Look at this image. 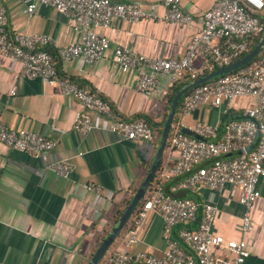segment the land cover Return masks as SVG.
<instances>
[{"label":"crops","instance_id":"1","mask_svg":"<svg viewBox=\"0 0 264 264\" xmlns=\"http://www.w3.org/2000/svg\"><path fill=\"white\" fill-rule=\"evenodd\" d=\"M120 1H138L144 9L157 14L164 10L160 0ZM28 2L0 0V6L6 7L11 28L50 36L49 49L62 77L88 86L107 100L120 117L149 119L157 130L162 128L167 116L173 83L166 74H160L156 91L149 96L143 94L134 73L121 72L114 64L113 48L123 45L152 57L180 56L189 38L199 29V16L215 0H179L182 9L193 16L189 25L113 18L109 27L97 29L109 40L110 48L103 58L91 64L78 59L61 62L57 49L77 39L70 20L43 4H37L28 15ZM261 51L259 59L264 63V45ZM210 66L202 55L193 61L201 76L216 70ZM20 70L19 62L0 54V120L9 128L32 130L56 141L48 160H66L72 165V171L68 177H62L48 169L39 156L0 142V264H87L145 178L156 154L159 136L150 142L126 139L110 131L108 119L95 112L89 113L92 129L77 131L74 121L80 109L78 102L61 94L56 86L24 77ZM187 78L190 75L184 72L179 80ZM251 103L250 97L238 98L230 106L205 102L181 116V120L186 126L197 122L218 125L221 132L225 122L241 117L243 107ZM176 157L171 146H166L158 168L170 165ZM85 182L98 184L100 191L84 189ZM259 190L260 197L252 212L254 228L246 234L238 226L243 208L233 185H226L219 192L202 188L182 195L215 204L218 211L213 231L226 238L244 237L249 255L243 264H264V178L259 181ZM162 226V217L148 212L136 229L137 242L131 250L161 255L166 246ZM126 238L127 231L123 230L107 252L122 247ZM98 264L107 262L104 259Z\"/></svg>","mask_w":264,"mask_h":264},{"label":"built area","instance_id":"2","mask_svg":"<svg viewBox=\"0 0 264 264\" xmlns=\"http://www.w3.org/2000/svg\"><path fill=\"white\" fill-rule=\"evenodd\" d=\"M160 3L164 8L162 14L144 9L138 1L29 0L26 12L30 15L37 4H43L66 16L77 39L59 47L56 55L61 62L78 59L91 64L103 58L110 48L109 40L97 29L109 27L113 18L128 22L192 23V14L182 9L179 0H160ZM263 14L264 0H215L199 16V29L189 38L180 56L152 57L117 45L112 59L121 72H133L139 90L149 96L156 91L160 74H166L172 83L184 72L189 73V81L201 76L193 67L197 55L205 56L213 70L248 53L252 39L264 32ZM51 44L52 38L47 34L11 28L6 7L0 6V54L19 62L24 77L56 86L61 94L78 102L75 130L90 131L93 125L89 113L95 112L108 119L110 131L126 139L154 140L157 130L151 120L124 119L88 86L62 77L49 49ZM244 97L252 98L253 103L243 107L240 118L225 122L221 132L218 125L197 122L186 126L181 120V116L191 113L201 103L230 106ZM181 99L179 119L167 139L177 157L157 170L142 205L136 207L131 217L123 246L103 256L107 264H243L249 255L244 237L226 238L213 231L218 211L215 204L182 193L202 188L219 192L226 185H233L243 208L239 229L242 234L253 230L252 212L260 197L259 181L264 178V63L253 59L249 64L194 85ZM0 142L39 156L48 169L62 177H68L72 171L66 160H48L56 141L43 134L15 130L0 120ZM82 186L100 191L94 182ZM148 212L159 214L163 220L162 238L166 246L161 255L131 250L137 242L136 229Z\"/></svg>","mask_w":264,"mask_h":264},{"label":"water","instance_id":"3","mask_svg":"<svg viewBox=\"0 0 264 264\" xmlns=\"http://www.w3.org/2000/svg\"><path fill=\"white\" fill-rule=\"evenodd\" d=\"M264 45V32L258 41V43L252 48L248 53L240 57L239 59L231 62L230 64L217 68L216 70L200 76L194 80H191L184 84L182 87H180L175 94L173 95V98L171 100V103L169 105V110L167 113V116L162 124V129L161 133L159 135V141H158V147L156 154L154 156L153 162L141 182L140 186L137 188L135 193L133 194L130 202L128 203L127 207L125 208L124 212L122 215L119 217L118 221L116 224L111 228V230L104 236V238L101 240V242L98 244L96 250L93 252L91 257L89 258L87 264H98L100 260L103 258L104 254L107 252L109 249L110 245L113 243L115 240L116 236L118 233L123 229L124 225L126 224L127 220L129 219L130 215L132 214L133 210L137 206L138 202L140 199L145 195L150 182L154 176V174L157 172V168L159 165V162L162 157V153L164 148L166 147L167 139L169 136L170 132V127L172 120L175 115V109L176 106L178 105V102L182 98L185 92H187L190 88H192L194 85H197L201 82H204L206 80H209L211 78H214L216 76L222 75L224 73H227L229 71H232L236 68H239L242 65L247 64L248 62L252 61L261 51L262 47ZM185 132L190 133L188 130L184 129Z\"/></svg>","mask_w":264,"mask_h":264},{"label":"trees","instance_id":"4","mask_svg":"<svg viewBox=\"0 0 264 264\" xmlns=\"http://www.w3.org/2000/svg\"><path fill=\"white\" fill-rule=\"evenodd\" d=\"M261 17H262V20L264 21V14H263ZM261 36H262V34H260V35H258V36H255V37L252 39V43H251V46H250V50H251L252 48H254V46L258 43V41H259V39L261 38ZM261 52H262V51H261ZM260 55H261V53H260L258 56H256V57L254 58V60L259 59V58L261 57ZM249 63H250V62H249ZM249 63H247V64H249ZM187 82H189V79H188V78L185 79V80H178V81H176V82H174V83L172 84V86H171V90H170V96H169V103H170V101L172 100L173 95L175 94V92H176L180 87H182L184 84H186ZM186 93H187V92H186ZM181 100H182V99H180V101L178 102V105L176 106V109H175V115H174V118H173V120H172V124H171V128H170V134H171V131L173 130L175 124L177 123V121H178V119H179V112H180ZM167 109H168V106H167L166 110H167ZM239 118H240V117H239ZM161 129H162V128H158V129H157V136L160 135V133H161ZM168 145H169V141L167 140L166 146H168ZM159 169H160V168H158V170H159ZM156 176H157V174H155L154 177H153V179L151 180V182H150V187L153 185V182H154ZM150 187H149V189H150ZM145 197H146V196H144V197H142V198L140 199V201H139V203H138V208L142 205V203H143ZM136 211H137V208L135 209V211H134V213H133L132 215H134V214L136 213ZM131 221H132V219H131V217H130V219H129V220L127 221V223L125 224L123 230H126V231H127V230L130 228V226H131ZM123 230H121V231L118 233V235H120V234L122 233ZM118 235H117V236H118ZM103 260H104V258H102L100 261L102 262Z\"/></svg>","mask_w":264,"mask_h":264}]
</instances>
